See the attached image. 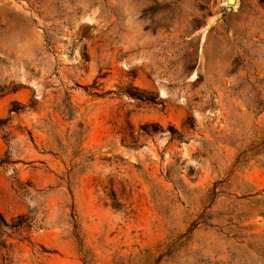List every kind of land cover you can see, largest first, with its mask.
I'll list each match as a JSON object with an SVG mask.
<instances>
[{
    "label": "rangeland",
    "instance_id": "rangeland-1",
    "mask_svg": "<svg viewBox=\"0 0 264 264\" xmlns=\"http://www.w3.org/2000/svg\"><path fill=\"white\" fill-rule=\"evenodd\" d=\"M0 214V264H264V0H0Z\"/></svg>",
    "mask_w": 264,
    "mask_h": 264
},
{
    "label": "trees",
    "instance_id": "trees-1",
    "mask_svg": "<svg viewBox=\"0 0 264 264\" xmlns=\"http://www.w3.org/2000/svg\"><path fill=\"white\" fill-rule=\"evenodd\" d=\"M21 217H22V216H19V217H18L19 220H20ZM19 224H20V222H19V221H16V222H13V223H12L11 225H9L8 227H11V228H17V227L19 226ZM3 225H6V222H5V220L3 219V217H2L1 214H0V245H2V246H3V241H2V239H1V236H2V234H3V232H2Z\"/></svg>",
    "mask_w": 264,
    "mask_h": 264
},
{
    "label": "bare ground",
    "instance_id": "bare-ground-1",
    "mask_svg": "<svg viewBox=\"0 0 264 264\" xmlns=\"http://www.w3.org/2000/svg\"><path fill=\"white\" fill-rule=\"evenodd\" d=\"M236 2V1H235ZM234 3V0H227V4H233ZM236 4V3H235ZM234 4V5H235Z\"/></svg>",
    "mask_w": 264,
    "mask_h": 264
}]
</instances>
